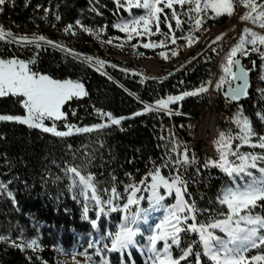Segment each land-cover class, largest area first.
<instances>
[{"label":"snow or ice","instance_id":"obj_1","mask_svg":"<svg viewBox=\"0 0 264 264\" xmlns=\"http://www.w3.org/2000/svg\"><path fill=\"white\" fill-rule=\"evenodd\" d=\"M114 2L117 10L123 8L128 13L127 18L120 16L111 25L126 37L117 45L118 47H123L134 37L150 38L157 34L160 37L158 41L149 39L148 42L137 39L136 43L131 44L134 54L140 56H143V53L135 52L137 45H141L144 49L157 47L164 49L168 44H172L174 47L169 51L171 57H176L177 49L180 47L177 45V40H184L188 46H191L199 40V36L195 33L202 34L207 31L204 25L208 19L227 15L237 18L244 26L236 42L222 57L219 65L221 74L215 80L212 78L213 74L209 72V78L201 81L200 86L181 91L177 95L157 98L152 103H147L136 93L129 92V95L143 104L141 110L131 113L130 116H115L111 111L94 107L93 111L100 122L83 127L66 122V113L62 107L73 98L79 99L88 95L84 84L79 80L55 79L49 74L34 70L33 66L39 58L38 52L52 47L64 53L65 58L71 56L79 63L99 71L101 75L108 76L109 80H112V77L101 69L106 64L114 69L117 65L99 57L75 52L62 42H54L41 34L18 35L0 26V41L16 44L21 48L34 46L37 50L28 60L16 56L0 58V97H15L23 108L22 115L0 114V121L26 125L29 129H40L58 138L81 133H103L112 126L123 130L122 121L147 113L163 112L172 116L175 112L176 115H182L183 113L174 110L170 105H175L186 97H202L213 92H223L226 103L247 97L250 88L249 73L252 68L246 67L242 62L245 58L251 60L253 68L256 67V60L252 57L258 58L261 73L259 80L264 81V0H114ZM14 3L15 0H0V12L4 10V6ZM29 3L30 0H24L25 7ZM36 8H41V5L37 4ZM134 9L141 10L140 14H133ZM90 10L96 11L97 15L101 14L96 8ZM43 13L40 19L47 23L49 8H43ZM51 15L55 16L56 21L61 20L59 14L51 13ZM172 21L175 22L174 26ZM75 24L94 38H99L107 27H86L80 20ZM161 25H164L167 31H163ZM184 25L188 26L187 33L176 35L177 32L185 33ZM63 31L65 34L76 35L72 24H68ZM223 36L222 32L215 37L212 44L222 41ZM113 40H120V37H109L107 41L102 40L101 43L111 44ZM209 49L219 54L217 47L209 45ZM158 55L165 60L169 59L163 50ZM192 59L196 57H192L187 63H191ZM183 67L185 65L182 64L180 68ZM120 71L126 75L129 73L137 75L133 69L126 67L120 68ZM172 75L174 73L152 79L159 81ZM146 79L147 77L141 76L139 82L143 84ZM179 83L183 84V81ZM256 91L261 100H264V88L257 87ZM72 112L75 115V111ZM256 116L261 123H264V109L258 111ZM62 120L65 121L66 130H58L56 122ZM46 121H52L51 125L48 126ZM230 123L235 126V130L230 127L218 131L217 139L214 141L215 156L206 158L202 165L205 169H219L229 178V183L220 189L216 197V202L222 206L218 211L200 209L194 199L185 198L190 197L186 174L188 168L196 164V158L188 156L187 145L183 146V152L178 151L181 144L174 136L169 141L171 147L165 146L166 158L163 163L157 165L155 161H151L152 169L146 174L150 177V181L141 179L138 184H126L123 195L117 190L115 183L117 178L114 175L111 177L113 184L110 190L107 186L100 187V182L89 171L91 159L88 156H85L80 163L65 162L62 171L70 181L69 191L73 193V199L79 201V198H82L84 202L83 219L89 220V205H94L96 218L89 220L93 229H97L98 220L102 216L107 217L109 213L117 211L121 213V222L117 225V230L100 236V240H104L106 236L108 243H105L103 248L96 247L92 253L87 249L80 252L72 251L70 253L72 264H110L104 252H118L123 256L124 252H130L132 248L137 247L139 244L137 237L142 232L141 223L148 225L150 231L146 237V246L141 248V251H146V264H182V262L183 264H264V212L255 211L258 206L264 205V134L256 130L251 118L245 115L241 108H237L232 113ZM161 139L163 140L164 137ZM245 146L251 151H243ZM71 147L68 145L69 149ZM255 149L260 151L257 152ZM173 153L176 154L175 159ZM75 159L74 155L73 160ZM164 168L169 169L168 175L162 174ZM130 175L125 173L126 177ZM196 175H201L199 168L196 170ZM10 183L9 181L8 184ZM8 184L0 181V195L6 194L15 206L16 200ZM142 185L146 186L142 188L140 187ZM142 191L147 193V208L140 206V201L145 197L138 196L137 193ZM173 194L175 203L168 204L165 198ZM132 206H135L134 211ZM158 210L163 211L162 218L150 224V212ZM204 213L209 215L204 220H200L199 216ZM17 239L19 243L12 239L11 229L8 234H0V242L18 248L21 252L33 250L35 253L41 248L36 238H25L23 230ZM100 240L89 241L88 249H92L94 243L98 245ZM253 250L255 254H252ZM177 251L178 255L175 254ZM76 256L83 257V261L77 260ZM94 257H98V261ZM26 258L31 264L32 257ZM35 258L41 264H47L39 255ZM59 264H67V262L60 261Z\"/></svg>","mask_w":264,"mask_h":264},{"label":"trees","instance_id":"obj_2","mask_svg":"<svg viewBox=\"0 0 264 264\" xmlns=\"http://www.w3.org/2000/svg\"><path fill=\"white\" fill-rule=\"evenodd\" d=\"M41 5L37 9L36 5ZM49 8L50 15L48 22L40 19L44 15L43 8ZM96 8V11L90 9ZM51 13L59 14L60 21L55 20ZM126 17L127 13L123 8L117 10L114 0H30L25 7L24 0H15L14 5L4 6L0 12V26L8 30L7 22H13V26L19 29V34L24 32L37 33L57 41L53 33L64 34V28L68 24L73 25L71 33L64 34L61 41L65 46L75 52L99 57L100 59L116 64L117 68L105 65L102 69L112 77V80L104 78L96 70L79 63L71 56L65 58V54L48 47L46 50L38 52V60L33 66L41 73L49 74L55 79L79 80L84 84L88 95L79 99L73 98L67 102L62 110L66 113V122L79 127L90 126L100 122L93 108H100L111 111L115 116H130L131 113L143 108V104L129 95V92L136 93L141 100L152 103L157 98L166 95H177L181 91L191 90L200 86L201 81L209 78V72L213 74L219 54L201 47L206 34L213 28L224 25L227 21L225 17L208 19L204 27L207 31L202 34L197 32L199 40L192 44L195 49L187 56L184 51L188 48L184 40H177L178 58L174 64L166 70L163 76L174 73L167 79L145 81L144 85L139 82L137 75L129 73L126 75L120 68L138 70L137 64L142 59H149L160 51L161 48L144 49L137 45L136 53H143V56L134 54L131 44L137 39L148 42L146 38H133L132 41L123 47H118L125 36L121 35L112 24L118 17ZM77 20L81 24L91 28H105V32L99 38H94L75 24ZM56 23V24H55ZM174 26L175 22H171ZM54 25V26H53ZM163 31H167L161 25ZM185 33L177 32L176 35L187 33L188 26L184 25ZM59 37V36H58ZM109 37H120V40H113L111 44L101 43L107 41ZM152 40H159L160 37H151ZM168 44L164 48L170 54L169 49L173 48ZM164 49H161L164 50ZM37 50L33 47L21 48L16 44H8L0 41V58H17L28 60ZM199 56V57H198ZM192 57L191 63H187ZM256 67H252L251 60L245 58L250 72L251 85L249 98L240 104L226 103L222 93H213L214 107L219 113L231 115L237 108H241L245 115L251 118L254 127L259 133L264 134V123L257 118L256 113L264 109V100H261L257 87L264 88V81L259 80L260 62L256 56ZM163 61L162 58H159ZM185 67L180 68L181 65ZM220 65V64H219ZM180 68L179 71H176ZM219 72V66H218ZM180 81L172 87V82L179 76ZM155 76V77H163ZM108 77V76H107ZM127 89L128 91H125ZM206 96L186 97L175 105H170L174 110L183 113L194 121H199L208 106ZM72 110L75 111L73 115ZM0 114L22 115L23 108L15 97H0ZM157 113H147L132 119L122 121V128L112 126L106 132H93L74 134L71 137L58 138L51 133H44L40 129H29L26 125L15 122L0 121V181L8 184L9 190L13 193L16 205L6 194L0 195V234H8L11 229V237L19 243L21 230L27 239L36 238L41 248L35 253L33 250L21 252L18 248L9 247L4 242H0V264H30L26 257H32L31 264H41L36 260V255L43 258L47 264H57L56 257L59 250L69 251L83 235L93 234L90 219H95L93 210L89 207V220L83 219L84 203L79 199H73V193L69 191V180L62 171L65 162L68 164L80 163L85 156L91 159L89 171L93 173L100 182V187L107 186L110 190L114 175L117 190L123 195L127 177L125 173L138 174L149 161L159 162L160 144L156 139L158 127ZM162 121L173 125L179 137L184 136L186 120L183 117L160 115ZM52 121H46L50 126ZM58 130L64 128L65 121H57ZM71 145V149L68 148ZM243 151H251L244 147ZM259 152V149H255ZM75 155L76 159L73 160ZM203 179L200 181L197 195L203 199L199 202L200 209L221 210L216 202L219 190L225 185V176L221 172L202 167ZM59 177V179H57ZM126 200V196L124 197ZM18 209V210H17ZM257 213L264 212V205L258 206ZM209 213L199 216L204 220ZM121 213L112 212L111 221L119 224ZM100 224V223H99ZM15 226V227H13ZM194 238V237H193ZM117 253V252H116ZM176 255L179 254L177 251ZM137 259V258H136ZM140 263V260H138ZM183 264V262H182Z\"/></svg>","mask_w":264,"mask_h":264},{"label":"rangeland","instance_id":"obj_3","mask_svg":"<svg viewBox=\"0 0 264 264\" xmlns=\"http://www.w3.org/2000/svg\"><path fill=\"white\" fill-rule=\"evenodd\" d=\"M237 11H239V8H237ZM140 12H141V10H135V9L133 10V14H140ZM127 16H128V13H127ZM127 16L125 18H127ZM221 17H225L227 19L226 23L224 25H221V26L213 28L212 31H210L209 33L206 34V36L203 39L202 44H201V47H203L204 49L202 50L201 53H199V56L203 52H205L206 50H209V45H211V46L217 47L219 56L223 57L225 55V53L228 51L229 47L233 43H235L236 40L238 39V34L242 30V27L244 26L243 23H239L237 18H235V17H228L227 15H223ZM218 18H220V17H218ZM233 26H235V28ZM116 31L119 32L118 30H116ZM222 32L224 33L222 41L216 42V44L213 45L212 42L215 40V37L220 35ZM119 33L121 35L125 36L124 33H121V32H119ZM16 34L31 36V34L29 32H24L23 34H19V29L18 28H17ZM64 34H58L57 36H59V37L57 38L58 39L57 41L61 42L64 39V36H63ZM140 38H146L147 40H149L151 37L150 38L140 37ZM125 39H126V37H125ZM53 41L57 42L55 40H53ZM187 47L188 48L184 51V55L182 57H179V58H183L184 56H187L191 51H193L195 49L196 45H194V46H192V45L188 46L187 45ZM160 51H161V49H160ZM160 51L157 50L156 54H154L153 57H151L149 59H142L137 64H134V66L138 67V70L135 71L137 73L138 77H139V75H144V73L146 71H149V70L154 71L151 68L147 67V65H149L147 63L156 64V66H158V67H169V66L171 67L174 64V62L176 60H178V58L171 57V54H169L168 51H166L164 49L163 51H165L166 55L169 56V59L165 60L164 58H162V57H160L158 55V53ZM159 58H162L163 61H160ZM244 64L247 67V63H244ZM156 66H155V69H156ZM91 69L95 70L94 68H91ZM164 70H168V69H164ZM101 71H103V70L101 69ZM161 74H163V73L161 72ZM220 74H221V71H220V68H219V75ZM213 93H215V92H213ZM203 96H206V95H203ZM205 120L206 119L203 118V120L201 121V124H203ZM227 129L228 128H226L225 130H227ZM245 147H247V146H245ZM225 182H226L225 185H227L229 183V178L226 177V176H225ZM137 195L138 196L142 195V196L145 197L144 199H142L140 201V206L142 208H147L148 207L147 193H142V194H137ZM79 199L81 201H83L82 198H79ZM89 207H90V210H93L94 216L96 218L94 205L90 204ZM220 207L222 208V206H220ZM132 209L134 211L135 210V206H132ZM223 210L226 211V209H223ZM111 214H112V212L109 213V215L107 217L102 216L98 220L97 229H93L92 228L93 234L80 236L78 238L77 244L73 248L69 249V251H64V250L61 251V250H59L58 253H57V257H56L57 264H59L60 261H66L67 264H72V257L70 255V253L72 251L80 252V251H84V250L87 249L89 253H92V252H94L96 247L103 248L105 243H108V240H107L106 236H105L104 240H100V236L105 234V233H107V232H109V231L115 232L117 230V224H114L111 221ZM159 214H160V217H158V219H156V220H153V219L150 218V221H149L150 224L153 223V222H158L159 219H161L162 216H163V211L159 210ZM140 227L142 228V232L137 237V239L139 241V244H138L137 247L132 248L130 250V252L129 251L124 252L123 256H121V254L118 253V252L117 253L116 252L108 253L107 251L104 252V256H105V258H107L110 261V264H122V260H123V264H146V251H141V248L146 246V243H147L146 237L150 234V231H149V226L148 225H144V224L141 223ZM97 240H100V243L98 245L94 243L93 244V248L92 249H88L89 241H93L94 242V241H97ZM252 254H255L254 250H253ZM76 259L80 260V261H83L84 258L80 257V256H76ZM94 259H96L98 261L99 258L98 257H94ZM138 260H140V263H139Z\"/></svg>","mask_w":264,"mask_h":264},{"label":"built area","instance_id":"obj_4","mask_svg":"<svg viewBox=\"0 0 264 264\" xmlns=\"http://www.w3.org/2000/svg\"><path fill=\"white\" fill-rule=\"evenodd\" d=\"M8 23V30H11L13 33L16 34V29H13V22H7ZM56 24V23H55ZM7 31V30H6ZM54 36H57V33H53ZM210 50V49H209ZM222 56H218L217 58V63L214 71V77L215 79L218 78L219 72H218V66L221 63ZM156 65V64H155ZM169 67H158L156 66V69L154 71H146L144 75H139V81L141 76L147 77V80L152 79V77H155L156 74H160L164 69H169ZM180 73L177 78L172 82V87L180 80ZM214 79V80H215ZM145 83V82H144ZM141 84V85H144ZM206 97L209 101L207 109L205 110L204 114L202 115L201 119L199 121H194L188 116H183V115H176L175 112L173 113L172 116L175 117H183L186 120L185 124V133L184 136L179 137L177 132L175 131L173 125L166 124L164 121H162L160 115H165L163 112L159 113L157 116L158 120V127L156 131V139L158 140L160 144V154L162 155L161 160L157 162V165L162 164L163 160L166 158V145L167 147H171V144L169 141L175 137L176 140H178L181 144V147L178 149V151L183 152V146L187 145L188 146V156L191 158L195 156L196 158V164L193 166H190L187 171V179H188V193L190 194L189 196H186V199H194L197 204L203 199L201 195H197V190L199 189V185L201 184L200 181L203 179L202 176V165L204 164V161L208 157H214L215 156V144L214 141L217 139L218 136V131L225 130L226 128L232 127L235 130V126L230 123V118L232 115L228 114H223L219 113L214 107V98H213V93L211 94H206ZM138 103H140L137 100ZM155 114V112H152ZM168 117V115H165ZM205 118L206 120L204 121L203 124H201V121ZM200 125V126H199ZM204 128L206 130L205 134L199 135L198 131L199 129ZM161 137H164L162 140ZM173 158L175 159L176 154L173 153ZM152 163L149 161L145 167L142 169L141 173L138 174H131L130 177H127L125 181L126 184H132V183H137L141 179L146 178L147 172L152 169ZM197 168L200 169V176L196 175V170ZM212 169L214 171H219V169H214V168H208ZM169 169L164 168L162 169V174L168 175ZM146 185H142L140 187H145ZM144 193L143 191L137 194H142ZM174 195V194H173Z\"/></svg>","mask_w":264,"mask_h":264},{"label":"bare ground","instance_id":"obj_5","mask_svg":"<svg viewBox=\"0 0 264 264\" xmlns=\"http://www.w3.org/2000/svg\"><path fill=\"white\" fill-rule=\"evenodd\" d=\"M13 29H16V28L13 26ZM147 64H149V65H147V67L151 68L152 70H155V66H156L155 64H151V63H147ZM165 72H166V70L162 71L163 74L160 73L158 75L156 74L155 76H163ZM198 133H199V135L205 134L206 130L204 128H201V129H199ZM149 215H150V218L153 220H156V219H158V217H160L159 210L150 212Z\"/></svg>","mask_w":264,"mask_h":264},{"label":"water","instance_id":"obj_6","mask_svg":"<svg viewBox=\"0 0 264 264\" xmlns=\"http://www.w3.org/2000/svg\"><path fill=\"white\" fill-rule=\"evenodd\" d=\"M243 62V61H242ZM98 73H100L99 71H97ZM104 78L108 79V77L106 75H102ZM249 78H250V85H251V76H250V73H249ZM226 85H225V90H226ZM250 89V88H249ZM250 92V91H249ZM222 95H223V92H222ZM224 97V95H223ZM249 98V95L247 97H241V99L239 101H233L231 103H235V104H240L242 102H244L245 100H247ZM225 99V98H224Z\"/></svg>","mask_w":264,"mask_h":264},{"label":"crops","instance_id":"obj_7","mask_svg":"<svg viewBox=\"0 0 264 264\" xmlns=\"http://www.w3.org/2000/svg\"><path fill=\"white\" fill-rule=\"evenodd\" d=\"M145 179L150 181V177H148V176H146ZM161 191H162V190H161ZM165 199H166V202H167L168 204L175 203L174 195H173V196H166Z\"/></svg>","mask_w":264,"mask_h":264}]
</instances>
